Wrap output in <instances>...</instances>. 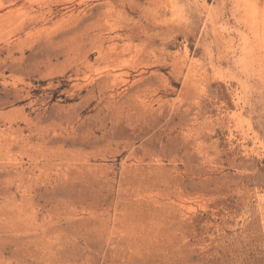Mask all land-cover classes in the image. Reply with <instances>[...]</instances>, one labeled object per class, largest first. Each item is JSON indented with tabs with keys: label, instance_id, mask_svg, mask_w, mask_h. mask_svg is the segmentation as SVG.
Segmentation results:
<instances>
[{
	"label": "rangeland",
	"instance_id": "obj_1",
	"mask_svg": "<svg viewBox=\"0 0 264 264\" xmlns=\"http://www.w3.org/2000/svg\"><path fill=\"white\" fill-rule=\"evenodd\" d=\"M0 264H264V0H0Z\"/></svg>",
	"mask_w": 264,
	"mask_h": 264
}]
</instances>
